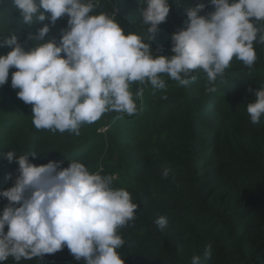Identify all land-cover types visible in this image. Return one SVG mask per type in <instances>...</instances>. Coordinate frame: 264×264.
Listing matches in <instances>:
<instances>
[{
	"label": "trees",
	"instance_id": "obj_1",
	"mask_svg": "<svg viewBox=\"0 0 264 264\" xmlns=\"http://www.w3.org/2000/svg\"><path fill=\"white\" fill-rule=\"evenodd\" d=\"M170 11L149 41L156 55H173L171 34L186 27L187 10L202 4L200 15L214 10L211 0H168ZM143 0H100L96 12L114 15L127 33L142 32ZM46 17L49 13H45ZM255 23V18H252ZM47 24L41 41L29 40ZM68 17L52 24L47 18L24 24L12 0H0V41L14 34L27 51L38 43H59ZM11 46H0L6 55ZM257 60L251 69L233 60L223 76L210 85L202 71L187 87L163 76L165 87L134 83V115L109 112L80 134L37 129L32 106L18 98L8 80L0 85V191L14 185L18 164L4 153L28 155L41 165L61 161V168L78 160L90 172L115 177L114 185L130 192L138 204L135 218L119 229L125 243L119 250L124 264H264V116L253 124L247 104L264 87V44L255 43ZM61 55H64L61 53ZM215 92H209V87ZM106 128L105 131H101ZM32 153H35L33 157ZM168 168L171 174L163 178ZM8 200L0 197V213ZM18 206V205H16ZM168 224L160 229L158 216ZM7 226H5V232ZM3 264H17L9 257ZM19 264H84L65 246L42 258Z\"/></svg>",
	"mask_w": 264,
	"mask_h": 264
},
{
	"label": "clouds",
	"instance_id": "obj_2",
	"mask_svg": "<svg viewBox=\"0 0 264 264\" xmlns=\"http://www.w3.org/2000/svg\"><path fill=\"white\" fill-rule=\"evenodd\" d=\"M99 4L100 0H12L29 26L46 18L55 24L68 16V29L62 30L59 43L50 40L26 51L14 34L0 41V46H11L0 55V85L14 67L11 86L32 106L38 130L78 136L82 125L106 113L134 115L143 88L133 93L132 85L149 82L163 89L165 75L187 87L202 71L214 85L234 59L251 69L257 60L254 44H264V0H211L214 10L206 16L199 14L202 4L189 8L186 27L171 34V56H154L159 47L151 50L149 43L168 16V0H143L141 24L147 27L127 33L113 13L96 12ZM48 32L45 24L28 39L41 41ZM246 110L251 123L260 122L264 87L255 91ZM3 155L9 162L16 160L18 175L13 186L0 191L9 202L0 213V264L9 257L17 264L42 258L65 246L84 264H124L119 250L125 241L119 229L135 218L138 204L129 191L114 185V176L90 172L78 160L61 168V161L36 165L27 154L17 156L13 150ZM170 174L168 168L161 172L163 178ZM154 224L165 228L167 217L158 216ZM199 260L193 255L191 264Z\"/></svg>",
	"mask_w": 264,
	"mask_h": 264
},
{
	"label": "rangeland",
	"instance_id": "obj_3",
	"mask_svg": "<svg viewBox=\"0 0 264 264\" xmlns=\"http://www.w3.org/2000/svg\"><path fill=\"white\" fill-rule=\"evenodd\" d=\"M65 16L68 17L67 14H65L64 17H65ZM105 130H106V128H102V129H101V131H105Z\"/></svg>",
	"mask_w": 264,
	"mask_h": 264
}]
</instances>
